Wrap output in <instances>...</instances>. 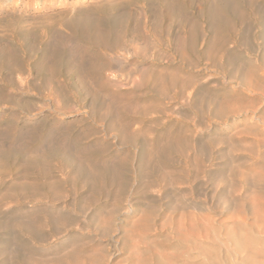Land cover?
Returning a JSON list of instances; mask_svg holds the SVG:
<instances>
[{
    "label": "rangeland",
    "instance_id": "374dc122",
    "mask_svg": "<svg viewBox=\"0 0 264 264\" xmlns=\"http://www.w3.org/2000/svg\"><path fill=\"white\" fill-rule=\"evenodd\" d=\"M0 264H264V0H0Z\"/></svg>",
    "mask_w": 264,
    "mask_h": 264
}]
</instances>
